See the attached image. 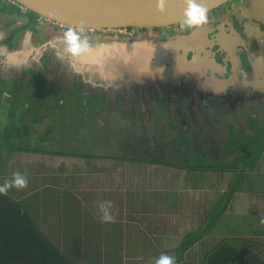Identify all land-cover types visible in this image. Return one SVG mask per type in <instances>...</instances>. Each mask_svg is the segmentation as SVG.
<instances>
[{
    "label": "crops",
    "instance_id": "obj_1",
    "mask_svg": "<svg viewBox=\"0 0 264 264\" xmlns=\"http://www.w3.org/2000/svg\"><path fill=\"white\" fill-rule=\"evenodd\" d=\"M248 26L251 31L248 36L250 39V36H254L253 33H258L253 22H249ZM260 50L252 55L251 62L255 68L253 72L244 73L235 55L232 73L240 71L245 76L249 74L250 83L256 84L259 92H262L261 98L255 103L256 117H249L258 120L262 125L264 124V50ZM233 90L232 92L236 94L237 91ZM48 115L55 121L60 120L55 112H49ZM42 119L44 117L39 113V116L33 117V123L28 126L16 124L26 121L23 118L22 121L18 119L12 126L6 125L0 128V131L12 129L11 136L17 138L15 141L17 144L22 141L21 137L39 136L40 131L50 132L53 128L55 130L57 125L64 127L60 123H55V127L51 125L42 127L40 123ZM119 119H116L118 124L121 123ZM79 120L77 121L80 122ZM97 120L94 119L95 122ZM121 121L124 122L123 119ZM74 123L76 126H69L66 130L72 127L70 129L72 132L74 130L81 132L82 123ZM231 125H221L211 135L204 130L195 133L185 130V138L173 136L168 143L161 142L159 145L166 155L164 160H134L121 155L122 153L114 155L112 151L107 154L83 155V152L60 150L53 154L48 149L26 150L16 148L22 146H14L13 150H0V187L7 194L10 191L9 195H15L14 198L21 200L26 199L28 192L33 189L42 194L49 189L53 199L57 198L55 196L57 189L69 190L62 196L67 198L66 202H70L68 209L62 204L53 207L55 212L51 213L50 219L54 222L52 224L49 222V226L55 225L57 226L55 231L61 230L60 221L55 219L59 217L60 212L67 210L69 217L79 215V218L75 220L71 218L64 224L66 236L69 234L76 236L85 232V242H91L90 237L95 236L96 242L101 245L110 246V243L111 245L114 243L112 248L177 249L185 233L195 230L215 209L223 210L213 226L223 214L232 215V218L238 219L239 222H241L239 218L242 221L248 220L251 226L237 224L236 230L246 234L245 238L264 244V128L262 125V130L256 136L253 126L248 124L247 120L242 128ZM242 131L249 132L251 137L256 136L255 140L251 144L247 139L240 144L236 143V139L227 143L229 135ZM165 134L172 135L173 132L165 131ZM64 136L65 134L61 141L67 144V137ZM71 136H74L73 133ZM54 140L59 142L56 138ZM169 145L173 150L169 149ZM32 154L33 160L30 157ZM207 154L211 161L204 164L197 162L195 166L189 165L192 157L197 159V156L203 157ZM77 157L80 161L74 163ZM171 157L177 158V161L168 160ZM218 161L223 162L218 164ZM8 168L10 172L20 171L22 174L19 175L24 181H28V185L31 183L32 189L30 190L26 183L16 188L17 185L13 183L16 177L13 181L7 182L6 176L11 175L7 171ZM80 172L84 173V180L73 179L74 174ZM200 173H202L201 177ZM26 176L32 177L26 179ZM61 177L65 179H60ZM75 180H78V186L74 185ZM21 186H24L22 190ZM14 189L16 193L11 192ZM70 207L74 212L69 211ZM105 214L110 219H104ZM105 222L109 225L107 228L104 227ZM86 228H91L94 233H90L88 229L84 230ZM107 230H110L111 235L107 236L111 239L103 234ZM82 238L80 236V241ZM213 238L216 239L217 236ZM201 240L187 252L182 253L183 257L187 255L188 258L189 255H193L191 251L203 242ZM86 248L93 247L88 245ZM174 262L177 264L176 261Z\"/></svg>",
    "mask_w": 264,
    "mask_h": 264
},
{
    "label": "flooded vegetation",
    "instance_id": "obj_2",
    "mask_svg": "<svg viewBox=\"0 0 264 264\" xmlns=\"http://www.w3.org/2000/svg\"><path fill=\"white\" fill-rule=\"evenodd\" d=\"M223 7L225 9H222ZM249 22L256 25L258 33H253L254 36H250V39ZM69 28L74 34L87 37L77 32L76 27L49 20L35 12L30 13L26 7L14 0H0L2 99L10 98L11 101L7 103L19 104L23 111L28 108L26 113L30 115L32 111L33 117L39 116V113L42 115L49 109V112H55L60 118L59 123L68 128L69 124L65 121L72 114L68 113L72 106L71 102L68 101V97L63 100L62 95L53 96L57 88L73 90L79 96L76 98L77 104L80 99L78 108H83V111H88L98 119L94 126L99 125L97 127L105 131L110 124L108 115L119 113L120 115L113 119V125L114 120L122 118L123 124H117L116 128L120 130L124 127L132 131L126 145L130 146L131 141L134 149L137 147L136 142L139 144L146 141L148 148L156 151L161 148L159 145L161 142L168 143L175 135L185 138V130L190 133L204 130L211 135L221 125L233 123L231 126L242 125L246 118L256 117L255 103L261 98L262 92H259L256 84L250 83L249 74L245 76L240 71L232 73V66L236 55L244 73L255 70L251 62L252 55L261 51L260 49L264 50V0H228L222 7L219 5L205 12V21L191 27L185 25L183 21L163 27H127L132 31L129 36L145 32L143 35L167 38L168 42L170 41L168 38L173 34L196 33L195 37L179 42L182 46L179 52L191 62V69L175 68L172 56H168V60L165 61L153 57L142 81L118 82L107 89L100 85L104 82L92 84L87 79L80 78L79 70L73 65V61L71 71L67 66H63V55L56 42L55 44L51 40L49 42L54 57L52 60L50 59L53 58L52 55L46 49L47 42L33 43L37 34L50 35L56 31L67 33ZM26 30L32 33L26 35ZM101 35L121 36L113 31ZM23 39L30 42H23ZM34 89L38 90V94L31 99L29 107L32 108L29 110L27 102H21L17 94L20 90L26 93ZM233 89L237 91V95L232 92ZM108 103L113 104L111 110ZM101 109L107 111L105 116H102L103 123L99 122L101 119L98 118V111ZM23 111L22 115L25 114ZM23 117L29 121V116ZM169 121L173 127L178 126V130L172 131V127L169 128L171 125H166ZM155 123L161 124L160 130L150 129L151 124ZM92 129L93 126L89 130ZM163 129L173 134H165ZM139 134H142L143 138L134 140ZM126 135L124 133L123 137ZM159 152L163 159L153 157L157 160L166 159L162 148Z\"/></svg>",
    "mask_w": 264,
    "mask_h": 264
},
{
    "label": "rangeland",
    "instance_id": "obj_3",
    "mask_svg": "<svg viewBox=\"0 0 264 264\" xmlns=\"http://www.w3.org/2000/svg\"><path fill=\"white\" fill-rule=\"evenodd\" d=\"M237 1V0H236ZM225 3L221 4L220 7H222ZM9 8H13L11 7V5H7ZM16 10V7H14ZM222 9H225V7H223ZM40 31L44 32V30L40 29ZM128 32H132L131 29L127 30ZM26 35H28V33H32V31L26 30ZM145 33V32H143ZM141 32V34H143ZM105 34V33H102ZM23 35V36H26ZM93 35V34H92ZM130 35V34H127ZM41 35L37 34V38H35L33 40V43L35 44H39L43 41L47 42V46L46 49L50 52V55H52L53 53L51 52L52 48L49 44L50 40L53 44H55L54 42H56L57 47L61 50V54L62 56V61L64 62L63 66H67L69 69V71H71V64L69 59L66 57V54L69 53V58L70 56H73V54L71 52H63L62 50H65L66 47V33L61 32V31H56L49 34H45V35ZM99 36H102L100 33H96L94 36H90L87 35L86 36H80L78 37L77 35V40L78 41H82L83 38L85 40H92V39H97ZM40 37V38H39ZM86 37V38H85ZM101 38V37H99ZM106 38H116V39H123L126 38L125 36H114V37H107ZM105 38V39H106ZM30 42L28 39H23V42ZM45 48V45H44ZM49 55V57H51ZM53 57V55H52ZM51 60L54 59L50 58ZM62 66V68H63ZM32 86H35V84H32ZM36 87V86H35ZM41 87V86H40ZM56 94H54L53 97L57 96V95H62L64 98L68 97V101L71 102L70 108L68 109L69 112L68 113H72L69 118L65 121L66 123L69 124V126L74 127L75 123L80 124V122H82V125L80 126L81 128V132L78 130L75 132V130L72 132L70 129H72V127L69 130H66V127H62L61 125H57L55 127V123H59V120L55 121V119H53L55 117V115L53 114V118L50 117V115H48L49 113V109L42 114V117H44V119H42V121H40V123L43 126H47V125H51L53 127H55L50 131V132H43L40 131L41 133L38 135H34V136H25V137H21L22 141L21 142H17V144L15 143V141L17 140L16 137H12L14 140V146H22V147H26V148H32V149H48L51 150L53 152V154L60 152V150H64V151H69V152H74V153H79V152H83V155H94V154H103V153H110V151H112L111 153L114 155H118L120 153H123L121 155H127V156H131L135 155V156H155L157 158H164L163 155H160L161 148H159V151H156L155 149L150 150V147L148 148L147 146V142L145 141V143L141 142V143H137L136 145L137 147H135L134 149H132V142H129L130 146L126 145V141H128V136L132 135V131L129 130L128 128H124L122 127L120 130H118L116 128L117 124L119 123L118 120H114V125H113V119L116 118L117 115H120L119 113H115V114H109L108 118H109V128H107L105 131H103V129L97 127L96 125L94 126L93 123H95L94 121V116L89 114L88 111H83L82 109H79L78 106L80 105V99H79V103H76V98L79 97L77 92H73L72 91H65L61 88H57ZM1 92V90H0ZM31 92H34L33 94H30ZM38 94V90L34 89V90H30L27 91L25 93V91H21L20 93H18V98L19 100L22 102L26 101L29 107V104L31 102V99L35 98V96ZM80 95V94H79ZM82 96V95H80ZM0 128H3L6 125L12 126L13 123H16V121L19 119L20 121H22L23 116H29V121H24V122H19L16 123L18 125L21 126H28V124L33 123L32 119H33V112L30 111V115H28V113H26L28 111V108L25 109V111H23L22 106L19 104H8L7 101H11L10 98H4L2 99L0 97ZM6 102V103H5ZM108 105H110V110L113 106L112 103H108ZM62 106V105H59ZM32 107H29V110H31ZM23 112H25V114L23 113V115L21 114ZM107 111L106 110H99V116L98 118L101 119V121L99 122H104L102 119V116H105V113ZM48 115V116H47ZM80 119V120H79ZM122 119V118H121ZM77 120H79L80 122H78ZM248 124L250 123L253 128H254V133L259 134V132L262 130V125L264 128V124L260 125L258 123V120L256 119H252V118H246ZM119 121L123 124V122L119 119ZM27 123V124H26ZM120 123V124H121ZM15 124V125H16ZM121 124V125H122ZM170 124L171 122L169 121L168 123L166 122V125ZM245 125H236V127H240ZM76 126V125H75ZM91 126H93L94 130H89L91 128ZM130 127V126H129ZM172 127V131L174 129V131L178 130V126L175 128L172 125L169 126V128ZM113 128V129H112ZM161 128V124L160 123H155V124H151L150 129H154V130H160ZM253 131V130H252ZM73 133L74 136H71ZM124 133H126V137H123ZM234 133V132H232ZM247 133V134H246ZM239 132L236 134H231L228 137V141L227 143H231L234 141V139H236V143L240 144L241 142H243L244 139L249 140L250 144L253 142V140H255V137L257 136H253L251 137L249 132ZM65 134L64 137H67V144L65 142H62L61 140H63V135ZM244 134V135H243ZM68 135V136H67ZM79 135V136H76ZM175 137H177V135H175ZM54 138H56L57 140H59V142H54L56 140H54ZM143 138L142 134H139V136H136V138H134V140L137 139L141 140ZM88 141V143H87ZM13 145V144H12ZM168 146V145H167ZM169 149L173 150V147L171 149L170 145H169ZM5 150V149H4ZM56 151V152H55ZM100 152V153H98ZM171 152V151H170ZM172 153V152H171ZM163 154V153H162ZM165 154V153H164ZM33 154L30 155L31 160H33ZM154 157V158H155ZM197 159H193L194 157H192L189 160V165L190 166H195L198 163H206L207 161H211V158H209V154H207L206 156H197ZM59 158V157H58ZM177 158H168V160H176ZM79 158L77 157V159H74V163L75 162H79ZM177 161V160H176ZM212 161H214L212 159ZM68 162V161H67ZM216 162V161H214ZM223 161H218V164H222ZM200 163V164H201ZM3 164V163H1ZM4 167H8V166H4ZM37 167V165L35 166V168ZM11 168V167H9ZM9 168L7 169V171L9 173H11L10 176H6V181H13L14 179V175L15 174H22L20 171L16 172V171H12L10 172ZM20 168H17V170H19ZM5 172V170L3 171ZM199 173V172H198ZM14 174V175H13ZM79 174V175H77ZM74 174L75 176L73 177V179H78L80 180V178H82V181L84 180V173H77ZM200 173V177H201ZM198 176V175H197ZM28 177H32V176H28ZM27 176L25 177L26 179L28 178ZM25 179V180H26ZM60 179H65V177H61ZM58 179V180H60ZM34 179H32L31 181L33 182ZM78 180H75L73 183L74 185L78 184ZM92 182V180H90ZM26 185L30 188L31 183L28 185V181H25ZM82 184V183H81ZM79 185V184H78ZM77 185V186H78ZM83 185V184H82ZM16 188H19V185L16 186ZM21 188H24V186H21ZM0 189L2 190V188L0 187ZM19 189V190H20ZM32 188H30L31 190ZM18 190V191H19ZM22 190V189H21ZM29 190V191H30ZM53 190V189H52ZM4 191V190H3ZM6 192V191H4ZM12 193H16V190H12ZM55 195L57 198L53 199V197L51 198L50 193H49V189L44 191L43 194L42 192H38L36 190H32L30 193L28 192L27 198L25 199V203L26 206L28 208V210L31 212L33 219L38 222V225L40 227V229L43 231L44 235L51 240L54 244H58L59 246L61 245L64 246L66 248V250L70 249V246L72 245L71 243V236H66L67 234L66 232V228L65 225L70 219L71 217H69V215L67 214V210L60 212L59 217H56V221H60L61 225H60V229L58 231H55L57 226L52 225L51 227L49 226V222L52 224L54 222L53 219H50V215L51 213L55 212V206H60L61 204L63 206H65L66 209H68V204H70V202H66L67 198H62L63 194L66 192H69V190H63V189H57ZM80 192V191H79ZM10 193V191H9ZM8 193V194H9ZM39 195L41 197H39ZM13 197L15 195H12ZM43 199V200H41ZM242 203V201H241ZM214 205V203L212 204V206ZM32 206V207H31ZM32 211H31V210ZM70 212H74L73 208H69ZM50 212V213H48ZM218 212L217 209H215L212 212H210L209 215L212 214H216ZM233 216H225L224 214L220 216L219 221L216 223L215 226H212L209 228L208 233L206 234V236L201 240L203 241L201 244H198L196 246L195 249H193L191 251V253L197 255L199 254V252H202L204 250L205 247L213 244L215 241H217V239L227 236V235H231V236H238V237H246V234L240 232L237 229V224H241L243 226L248 225L251 226L252 224L248 222V220L242 221L241 218L239 222L238 219L236 218H232ZM211 218V217H210ZM43 220V221H42ZM40 221H42V223H40ZM198 227V226H197ZM196 227V228H197ZM239 228V227H238ZM90 233H94V231H92L91 228H86L84 230H87ZM97 229V228H96ZM71 229H68V231H70ZM110 230H107L104 232V234L107 236L111 235L109 234ZM84 233H79V236L83 237L82 241H81V247H78V251L76 252V254H74V256H76L77 258L79 257L81 259V263L82 264H156V261L158 260V258L160 257L159 255L161 254H170V256L173 257V254L176 253V250L173 249H159V250H141V249H134V248H129V247H125V248H112L110 243V246L104 245V244H97V247L93 246V248H86L88 245H85V240L84 237H86V235L84 236ZM232 233V234H231ZM106 237L108 239H111V237ZM213 236H217L216 239L213 238ZM78 237V236H77ZM99 246V248H98ZM85 248V249H84ZM94 252V255L90 254L88 255V252ZM157 253V254H156ZM187 258V255L185 256V259ZM174 264H176L174 262Z\"/></svg>",
    "mask_w": 264,
    "mask_h": 264
},
{
    "label": "water",
    "instance_id": "obj_4",
    "mask_svg": "<svg viewBox=\"0 0 264 264\" xmlns=\"http://www.w3.org/2000/svg\"><path fill=\"white\" fill-rule=\"evenodd\" d=\"M14 1L42 17L66 26L96 28L169 26L184 21L186 9L189 7V0H159V6L158 0ZM227 1L197 0V3L207 12ZM195 36L196 33L173 34L168 38L169 42L167 38L154 39L147 34H137L123 39L102 36L92 40L83 38L82 41L87 42V48L77 54L72 53L73 56L70 58L67 53L66 57L70 64L73 61L75 68H78L80 78L87 79L92 84L104 82L100 85L107 89L118 82L142 81L153 57L165 61L168 60V56H172L175 68L191 69V62L179 52L182 48L179 42Z\"/></svg>",
    "mask_w": 264,
    "mask_h": 264
},
{
    "label": "trees",
    "instance_id": "obj_5",
    "mask_svg": "<svg viewBox=\"0 0 264 264\" xmlns=\"http://www.w3.org/2000/svg\"><path fill=\"white\" fill-rule=\"evenodd\" d=\"M29 12L34 13L30 10ZM12 132L9 128L0 131V150L15 148ZM16 148L30 150L26 147ZM126 157L142 161L157 160L153 156ZM24 201L25 199L14 198L0 189V264H82L81 259L74 256L78 247H81L79 234H69L72 239L69 250L54 244L41 231ZM222 210L210 215L211 218L206 217L195 230L185 233L180 246L174 249L177 254H173V257L177 264H264V244L238 236L221 237L199 254L189 255L186 259L183 257L182 253L187 252L208 233ZM71 218L75 220L79 215ZM108 226L105 222L104 227ZM90 240L92 243L86 242L85 245L97 246L95 236H91ZM89 254L94 255V252L89 251Z\"/></svg>",
    "mask_w": 264,
    "mask_h": 264
},
{
    "label": "clouds",
    "instance_id": "obj_6",
    "mask_svg": "<svg viewBox=\"0 0 264 264\" xmlns=\"http://www.w3.org/2000/svg\"><path fill=\"white\" fill-rule=\"evenodd\" d=\"M159 6V0H158ZM205 21V9L197 3V0H189V7L186 9L185 18L183 23L189 27L194 25H200ZM119 27H131V26H119ZM117 28V27H112ZM111 28V29H112ZM129 30V29H128ZM116 34V33H115ZM132 32L130 33V35ZM121 36L128 37L129 35L125 34H117ZM86 41H78L77 35L73 33V30L69 28L66 33V47L65 51L71 52L73 54H77L83 49L87 48ZM15 180L13 181L16 185H23L25 183L24 179L19 175L15 174ZM7 184L5 185V187ZM104 219H110L109 216L105 214ZM156 264H174V257L168 255H161Z\"/></svg>",
    "mask_w": 264,
    "mask_h": 264
},
{
    "label": "built area",
    "instance_id": "obj_7",
    "mask_svg": "<svg viewBox=\"0 0 264 264\" xmlns=\"http://www.w3.org/2000/svg\"><path fill=\"white\" fill-rule=\"evenodd\" d=\"M77 32L84 35H91L96 33H106L113 31L116 34H130L131 32H128L126 27H117V28H96V27H76Z\"/></svg>",
    "mask_w": 264,
    "mask_h": 264
}]
</instances>
